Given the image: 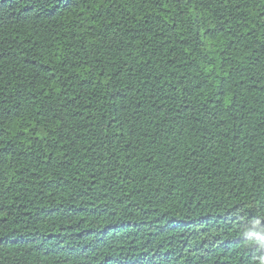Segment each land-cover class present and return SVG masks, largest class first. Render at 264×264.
<instances>
[{
  "label": "trees",
  "instance_id": "1",
  "mask_svg": "<svg viewBox=\"0 0 264 264\" xmlns=\"http://www.w3.org/2000/svg\"><path fill=\"white\" fill-rule=\"evenodd\" d=\"M264 209V0H0V264H250Z\"/></svg>",
  "mask_w": 264,
  "mask_h": 264
},
{
  "label": "clouds",
  "instance_id": "2",
  "mask_svg": "<svg viewBox=\"0 0 264 264\" xmlns=\"http://www.w3.org/2000/svg\"><path fill=\"white\" fill-rule=\"evenodd\" d=\"M256 221L253 225H245L238 231L243 238V247L256 252L250 264H264V209H260L252 218Z\"/></svg>",
  "mask_w": 264,
  "mask_h": 264
}]
</instances>
